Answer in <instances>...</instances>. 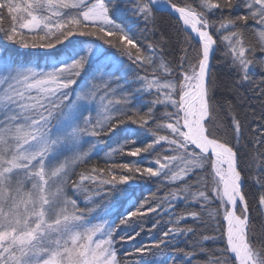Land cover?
Here are the masks:
<instances>
[{
	"label": "snow or ice",
	"instance_id": "6c2138e0",
	"mask_svg": "<svg viewBox=\"0 0 264 264\" xmlns=\"http://www.w3.org/2000/svg\"><path fill=\"white\" fill-rule=\"evenodd\" d=\"M0 42V264H264V0H0Z\"/></svg>",
	"mask_w": 264,
	"mask_h": 264
},
{
	"label": "trees",
	"instance_id": "16d2710c",
	"mask_svg": "<svg viewBox=\"0 0 264 264\" xmlns=\"http://www.w3.org/2000/svg\"><path fill=\"white\" fill-rule=\"evenodd\" d=\"M157 26L159 29L163 30L171 38V46L166 49L165 55L169 61H175L176 59H178L179 56L180 49L177 41L180 38L177 36V33L175 31L173 20L167 15H161L157 19ZM133 33L136 36V38L138 39L141 38L140 28H134ZM156 35L159 36L160 32L158 31ZM0 43H6V42H0ZM219 59H220V54L217 53V60ZM217 60H214L212 62V73L215 77H217L218 82L226 81L228 79V70L223 66L222 63H218ZM227 94L228 93L222 87L218 88L216 91V96L218 98ZM123 137H124L123 132L118 133L117 136L113 137L111 140L108 141L107 145H102L104 151L107 152L108 150H110V148L116 147L118 143H122ZM103 158H104V152H101L100 156L97 158V162L102 161ZM116 159L120 162H129L137 158H131L127 156H117ZM150 187L154 189V186L141 184L137 188L130 189V191L136 199H141L143 196H146L148 194V190ZM245 192L248 195L250 202L252 201V198L257 195L256 186L253 184L251 180H248L245 183ZM157 238H158V233H148L147 231H145L136 242H134L132 245H126L124 249H121V254H123L125 250L131 251L132 247L138 246L141 243H146ZM172 256L173 253L171 251H167L164 254L157 256L155 258L154 264H170V257Z\"/></svg>",
	"mask_w": 264,
	"mask_h": 264
}]
</instances>
